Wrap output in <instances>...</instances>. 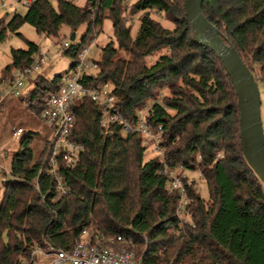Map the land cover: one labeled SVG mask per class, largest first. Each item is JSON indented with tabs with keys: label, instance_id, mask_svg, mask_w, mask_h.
Segmentation results:
<instances>
[{
	"label": "trees",
	"instance_id": "obj_1",
	"mask_svg": "<svg viewBox=\"0 0 264 264\" xmlns=\"http://www.w3.org/2000/svg\"><path fill=\"white\" fill-rule=\"evenodd\" d=\"M124 5V0H101L92 22L94 0L82 6L38 0L24 15L0 19V43L7 32L16 33L25 23L47 36H57L62 26L72 34L86 25L80 43L63 51L73 61L71 68L106 13L117 48L110 42L101 49L99 72L87 79L95 85L110 83L114 105L131 123L151 101L146 119L152 128H161L165 155L164 163L157 156L145 161L139 134L120 136L116 128L112 138L103 135L98 106L88 98L76 100L71 105L75 123L70 137L83 151L73 167L59 164L67 195L53 202L56 183L43 172L49 141L35 153L29 132L12 157L0 201V264L29 260L35 245L69 249L85 229L141 246L136 256L142 264H264V184L243 158L237 98L221 62L194 41L183 0H137L128 16L146 13L134 37L122 15ZM150 10L163 13L173 28L150 18ZM201 11L264 90V0H204ZM38 51L32 42L26 49H11L4 76L27 67ZM155 53L160 54L147 65L145 60ZM61 78L39 74L34 87L17 100L40 118L45 97L57 90ZM163 90L169 95L156 101ZM164 164L198 171L207 185L205 201L195 183L181 175L193 226L179 225L178 194L167 190Z\"/></svg>",
	"mask_w": 264,
	"mask_h": 264
},
{
	"label": "built area",
	"instance_id": "obj_2",
	"mask_svg": "<svg viewBox=\"0 0 264 264\" xmlns=\"http://www.w3.org/2000/svg\"><path fill=\"white\" fill-rule=\"evenodd\" d=\"M7 1L24 8H29L38 2V0ZM67 1L76 5L79 0ZM86 1L83 0V4ZM94 2L92 22H95L96 10L101 0H94ZM5 5L8 3H4ZM94 34L96 35V33ZM70 46L71 44L63 43L64 50L69 49ZM91 47L92 45H86L82 48L73 67L62 75L57 90L48 93L45 97V108L39 118L51 130L49 155L43 172L45 176H50L55 180L58 193L53 198V202L69 192L62 183L61 174L58 171L59 164L61 163L68 168L73 167L79 161V155L83 151V146L70 137L75 123L71 105L76 100L88 98L98 106L103 135L112 138L116 128H118L120 136H126L130 133L139 134L143 145L145 147L152 146L159 161L161 163L165 161L164 149L160 145L161 128H152L146 119L150 107L145 106L138 110L136 120L131 123L120 115L114 105L111 84L101 82L95 85L87 79L89 77L94 78L99 72V60L89 57ZM49 58L47 53L38 51L27 67L13 70L7 86L0 87V103L7 95L15 98L24 95L29 84L34 87V79L48 64ZM150 103L152 104L151 101ZM22 133L21 128L12 129V137L14 138L19 137ZM178 170L177 168H168L164 164L162 173L167 179V190L178 194L175 214L179 225L193 226L186 184ZM126 246L134 247L130 241L122 236L105 238L101 234H91L85 229L74 241L71 248L64 249L48 243L35 245L31 250L30 259L22 261L21 264H142L140 257H137L133 250L126 248Z\"/></svg>",
	"mask_w": 264,
	"mask_h": 264
},
{
	"label": "rangeland",
	"instance_id": "obj_3",
	"mask_svg": "<svg viewBox=\"0 0 264 264\" xmlns=\"http://www.w3.org/2000/svg\"><path fill=\"white\" fill-rule=\"evenodd\" d=\"M49 1L53 6H56V0ZM136 1L137 0H124V6H126L127 9H125L122 14L123 16L127 17V26L130 27L132 37H134L137 33L140 16L146 13L141 12L132 16H128L130 14L131 6ZM4 3H8V5L4 6ZM76 5L82 6L83 0L77 1ZM26 11L27 9L20 5L13 4L12 2H9L7 0H0V19L6 22L9 21L14 14L24 15ZM147 14L150 16V18L159 22L163 27L167 29L173 28L172 23L165 19V15L163 13H158L155 10H150L147 11ZM85 30L86 25L80 26L74 33L75 38L73 41L70 40L71 31L66 26L61 27L57 36H47L43 33H37L34 27L27 23L23 24L16 33L7 32L5 39L0 43V87L3 88L7 86L12 77L13 71L10 78L7 75L4 76L3 74V69L11 63V49H26L27 42L36 44L39 47V52L42 51L44 53H47V55L50 57L48 59V64L43 67V70L40 71L39 74H42L47 79H51L56 75H64L69 70L70 65L73 61L68 55H65L63 53V43L65 42L71 45L80 43ZM17 33L20 34V36H18ZM94 33H96V35ZM91 36H93V38L90 40L91 37L89 36V40H87L86 44L92 45L89 52V57L91 58L100 59L101 49L110 42H113L114 47L117 48V44L113 36L111 21L108 19V15H106V13L104 15L102 24L98 25L93 30V35ZM160 53L163 52L161 51ZM160 53H155L154 55L148 57L145 60L146 64L149 65L154 62V60ZM119 55L125 56L123 52H119ZM32 88V85L29 84L26 88L27 92ZM27 92L25 91L24 94H26ZM168 95V91L163 90L158 94V98L156 99V101L161 102L163 101V98ZM4 99L5 97L0 103V201L3 195L4 184L9 178V168L12 157L18 151L19 144L23 137L29 132L33 133L32 147L35 153L40 150V148L46 141H49L51 139L50 128H48L38 117L32 115L27 110V107L24 103H21L19 102V100L15 99H8L5 101ZM260 100V114L264 131V90L262 89L260 90ZM150 104L151 103L148 102L146 106L150 107ZM9 106L12 107L9 109ZM13 128H21L23 130V133L19 137L14 138L12 137ZM154 157H156V153L154 152L152 146H147L144 153V160L147 161ZM181 167V165L177 167V169H179L178 173L181 172L182 175L187 176L189 181H193L195 183V190L198 195L203 200L207 201L208 188L203 178L200 176V173L198 171H187ZM180 227L182 228L184 227V225H180ZM170 232L178 235V233H175L172 229H170ZM126 248L130 249L128 246H126ZM131 250H133V252L137 256H139V252L142 250V248L141 246L135 245L134 247H131Z\"/></svg>",
	"mask_w": 264,
	"mask_h": 264
},
{
	"label": "water",
	"instance_id": "obj_4",
	"mask_svg": "<svg viewBox=\"0 0 264 264\" xmlns=\"http://www.w3.org/2000/svg\"><path fill=\"white\" fill-rule=\"evenodd\" d=\"M203 1L183 0L184 15L194 41L215 54L230 79L237 98L240 149L250 169L264 184V131L260 114V90L237 51L203 16ZM70 40H74V33L70 35Z\"/></svg>",
	"mask_w": 264,
	"mask_h": 264
},
{
	"label": "crops",
	"instance_id": "obj_5",
	"mask_svg": "<svg viewBox=\"0 0 264 264\" xmlns=\"http://www.w3.org/2000/svg\"><path fill=\"white\" fill-rule=\"evenodd\" d=\"M8 99H11V100H12V99H15V100H17V98H15V97H13V96H11V95H7V96L5 97V99H4V101H5V100H8ZM4 101H3V102H4ZM13 105H14V104H13ZM13 105H12V106H13ZM12 106H9V109H10ZM9 169H10V168H9Z\"/></svg>",
	"mask_w": 264,
	"mask_h": 264
}]
</instances>
